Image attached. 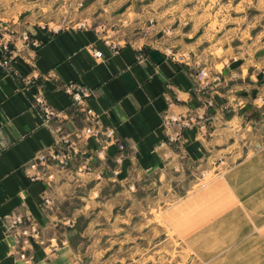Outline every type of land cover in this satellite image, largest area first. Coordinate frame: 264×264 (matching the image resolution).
Segmentation results:
<instances>
[{
    "label": "crops",
    "instance_id": "obj_1",
    "mask_svg": "<svg viewBox=\"0 0 264 264\" xmlns=\"http://www.w3.org/2000/svg\"><path fill=\"white\" fill-rule=\"evenodd\" d=\"M162 6L154 0H0V26L11 34L20 71L0 67V264H83L92 245L82 241L113 226L123 207L144 210L147 188L211 178L217 167L209 207L215 210L217 186L227 199L235 183L238 201L229 214L225 206L233 218L221 224L239 231L236 256L255 261L257 253H247L264 246L263 66L243 56L220 62L210 46L201 52L191 40L193 26L176 30L168 22L178 15L171 18ZM172 26L169 44L194 61L168 55L161 31ZM2 54L0 46V60ZM204 67L207 86L196 77ZM72 83L91 89L87 104L99 124L116 129L123 151L84 134L88 123L65 90ZM39 96L56 111L49 121ZM66 149V163L52 158ZM13 214L25 224L16 232L5 226ZM31 226L36 238L21 235Z\"/></svg>",
    "mask_w": 264,
    "mask_h": 264
},
{
    "label": "rangeland",
    "instance_id": "obj_2",
    "mask_svg": "<svg viewBox=\"0 0 264 264\" xmlns=\"http://www.w3.org/2000/svg\"><path fill=\"white\" fill-rule=\"evenodd\" d=\"M154 1L162 2L171 18L178 15L176 22H168L176 30L184 27L191 31L193 26L196 33L191 40L200 43L201 52L210 46L220 62L243 56L248 63L258 61L264 70V0ZM176 30L173 26L164 28L161 39L164 38L163 47L168 52L181 53L180 48L169 44H173ZM219 170L217 167L211 178L200 175L203 180L198 176L192 183L179 180L168 186L156 184L147 188L144 210L136 207L133 214L131 210L126 213L123 207L113 226L107 224L108 230L99 233L96 240L82 241L92 245L83 264H264V246L260 242L251 247L257 250L247 253V258H254L257 253L255 261H242L236 256L241 251L235 245L239 231L232 225V229H225L221 224L225 217L234 215L226 216L225 206L229 214L234 201H238L235 183H231V196L227 199L217 186L216 211L209 207V181L218 176ZM226 185L228 188L229 183ZM211 210L215 215L211 216Z\"/></svg>",
    "mask_w": 264,
    "mask_h": 264
},
{
    "label": "built area",
    "instance_id": "obj_3",
    "mask_svg": "<svg viewBox=\"0 0 264 264\" xmlns=\"http://www.w3.org/2000/svg\"><path fill=\"white\" fill-rule=\"evenodd\" d=\"M10 33L8 32L7 28H3L0 26V46L3 50L2 58L0 60V67L5 71L9 72L11 74H15L19 76V70L14 64L15 61V50L12 47V38L10 37ZM23 38L28 40V34L27 32L23 33ZM97 56H101L102 54L99 52L95 53ZM170 57H172L174 60H181L184 62H192L194 61L193 54L190 52H181V53H172V51H169L168 54ZM197 79L201 86H207L208 85V71L207 69L201 68L199 69L197 73ZM65 90L69 93L71 96L73 105L78 108L80 112L83 113L85 121L88 123L85 128L83 129L84 134L88 136H93L95 138H102L106 144L109 143H115L118 145V148L120 151H123L125 149L124 144H122L119 140V137L117 135L116 129L113 127L105 128L101 124H99L97 112L90 107L87 104L88 99L92 96V91L87 86L81 84V83H72L65 87ZM36 102L40 105L44 112V118L46 121L51 120L56 115V111L50 107L46 101V99L42 96H39L36 99ZM192 118H188L181 121L182 127H188L191 123ZM68 142V140H67ZM70 145V143H69ZM68 148L70 146H67ZM105 148H102L100 151V154L104 152ZM66 152L63 153L62 156L55 154H52L53 159H58L63 164L66 163L68 160L71 159V155L69 154V149H66ZM40 159L44 160V157H41ZM25 225L24 220L19 215H9L5 216V226L16 232V230L21 226ZM38 234V230L35 228V226H31L30 229H24L21 232V235H24L25 237H33L36 238Z\"/></svg>",
    "mask_w": 264,
    "mask_h": 264
},
{
    "label": "bare ground",
    "instance_id": "obj_4",
    "mask_svg": "<svg viewBox=\"0 0 264 264\" xmlns=\"http://www.w3.org/2000/svg\"><path fill=\"white\" fill-rule=\"evenodd\" d=\"M255 208V207H254Z\"/></svg>",
    "mask_w": 264,
    "mask_h": 264
}]
</instances>
